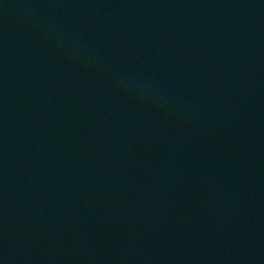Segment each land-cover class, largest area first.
I'll return each mask as SVG.
<instances>
[{
  "label": "water",
  "instance_id": "1",
  "mask_svg": "<svg viewBox=\"0 0 264 264\" xmlns=\"http://www.w3.org/2000/svg\"><path fill=\"white\" fill-rule=\"evenodd\" d=\"M0 264H264V0H0Z\"/></svg>",
  "mask_w": 264,
  "mask_h": 264
}]
</instances>
